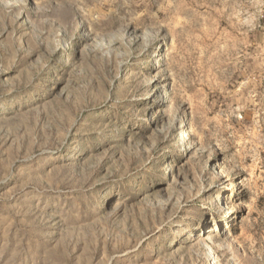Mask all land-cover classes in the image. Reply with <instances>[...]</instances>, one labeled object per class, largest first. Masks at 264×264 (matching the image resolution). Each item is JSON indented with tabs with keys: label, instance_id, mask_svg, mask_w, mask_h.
Wrapping results in <instances>:
<instances>
[{
	"label": "rangeland",
	"instance_id": "obj_1",
	"mask_svg": "<svg viewBox=\"0 0 264 264\" xmlns=\"http://www.w3.org/2000/svg\"><path fill=\"white\" fill-rule=\"evenodd\" d=\"M256 15L0 0V264H264Z\"/></svg>",
	"mask_w": 264,
	"mask_h": 264
},
{
	"label": "built area",
	"instance_id": "obj_2",
	"mask_svg": "<svg viewBox=\"0 0 264 264\" xmlns=\"http://www.w3.org/2000/svg\"><path fill=\"white\" fill-rule=\"evenodd\" d=\"M255 6L257 9V15L255 18L249 21L248 26H255L256 23H258V21L264 17V0H255ZM260 82L264 85V77L261 78ZM238 118H242L240 114H238Z\"/></svg>",
	"mask_w": 264,
	"mask_h": 264
}]
</instances>
